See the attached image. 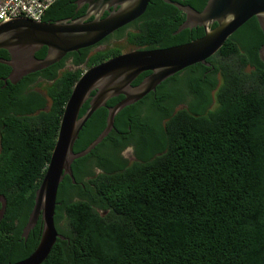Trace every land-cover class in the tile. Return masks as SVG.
<instances>
[{
	"label": "trees",
	"instance_id": "16d2710c",
	"mask_svg": "<svg viewBox=\"0 0 264 264\" xmlns=\"http://www.w3.org/2000/svg\"><path fill=\"white\" fill-rule=\"evenodd\" d=\"M75 1L59 0L42 22L68 18ZM161 10L169 16L173 12L163 4ZM151 16L143 18V34L157 33L167 22ZM263 45L264 34L253 18L211 61L221 81L189 85L195 96L187 108L175 112L177 102L156 119L118 117V132L74 162L77 184L66 177L60 185L55 221L66 240L56 242L44 264H264ZM114 52L98 54L90 65ZM0 58L8 59V53L0 51ZM57 68L49 79L57 77ZM8 72L0 64V76ZM81 74H66L48 85L46 94L17 92L24 83L2 91L0 83V195L8 202L0 227V264L27 258L40 240L39 221L25 253H10L16 240L9 232L18 234L33 209L66 103ZM106 119L101 110L93 115L75 153L97 139ZM128 146L135 149L133 163L121 156ZM98 210L108 213L102 216Z\"/></svg>",
	"mask_w": 264,
	"mask_h": 264
},
{
	"label": "water",
	"instance_id": "95a60500",
	"mask_svg": "<svg viewBox=\"0 0 264 264\" xmlns=\"http://www.w3.org/2000/svg\"><path fill=\"white\" fill-rule=\"evenodd\" d=\"M151 0H80L95 15L76 20L66 19L54 23H36L27 19L12 20L0 25V51H6L8 60L0 59V64L12 71L9 76L12 85L24 77L40 72L60 62L67 54L92 48L107 37L144 15ZM165 3L172 4L169 0ZM178 7L177 4H173ZM116 9L106 18L105 11ZM186 22L180 30L193 26L205 28L202 38L189 44L149 52H133L118 56L90 68L75 83L66 103L60 122L56 145L45 175L35 193V202L24 228L25 238L42 223V233L35 251L26 259L11 264H44L58 240L65 241L56 227V208L59 187L66 177L74 185L76 181L72 166L94 151L115 128L116 115L139 100L167 78L182 70L204 64L215 56L226 42L248 21L256 18L264 34V0H208L202 12L183 8ZM99 14V15H98ZM212 24L217 27L210 29ZM43 48L48 56L38 60L35 55ZM259 58L264 64V45L259 50ZM152 71L153 75L137 88L132 82L142 73ZM95 95L92 97V93ZM119 95L125 99L109 110L106 126L101 134L85 150L75 153L74 146L87 122L106 103ZM89 108L80 117L83 106L89 101ZM7 199L0 195V222L7 212Z\"/></svg>",
	"mask_w": 264,
	"mask_h": 264
},
{
	"label": "flooded vegetation",
	"instance_id": "af4514ba",
	"mask_svg": "<svg viewBox=\"0 0 264 264\" xmlns=\"http://www.w3.org/2000/svg\"><path fill=\"white\" fill-rule=\"evenodd\" d=\"M79 1L80 0L75 1L74 3L75 9L73 13L71 16H69L66 19L76 20V19H80V18L82 19L88 17L87 21L94 20L95 15H90L92 11L91 10L89 11V7L82 3L78 4ZM169 1L172 4L165 3L164 0H151L144 15L139 19L135 20L134 22L123 27L122 32H120L121 30L120 29L114 34L107 37L104 41H102L100 44L96 45L95 47L82 49L78 52L69 53L57 64H54L51 67L42 70L40 72L30 74L24 77L15 85L17 86L21 83H24V86L21 87L17 92L19 93L21 92L24 95H27L28 93L35 91L36 88L37 89L43 88L45 87V85L50 86L53 83H59L60 80L66 74L76 75L82 71V74L74 82L77 83L78 80L82 77V75L85 72H87L90 68L97 66L103 62H106L110 59L116 58L118 56L130 54L133 52H149V51L175 48L189 44L195 40L202 38L205 34V28L202 26H193L188 29L180 30L187 20L186 14L183 12V8H191L197 12H202L208 3V0H169ZM162 4L169 7L170 8L169 11H173L170 16L167 15L166 11L161 10ZM173 4H177L178 7H176ZM115 10L116 9L105 11L101 18H106L107 16H109V14H111ZM148 13H150V15L152 14L151 17L154 19L155 18L167 19V22H165L163 28L160 29L159 32L157 33L153 32L147 34L142 33L143 24L145 21L143 18L146 15H148ZM160 14H162L163 16L157 17ZM216 27H217L216 24H212L209 28L214 29ZM112 50H116V52H114L110 57H108L107 59H105L100 63L90 65L98 54L110 52ZM48 53H49L48 49L43 48L42 50L36 53L35 57L38 60H43L48 56ZM8 59H9V55H8ZM8 59H4V60H8ZM212 60H214V56L208 60V63H210L209 67L204 66V64H196L182 70L181 72L175 74L174 76L167 78L166 80L161 82V84L157 86L154 91H150L141 100L131 105L134 106L132 109L127 110V108H124L123 110H121L116 115L115 120L120 116L122 117L124 116L125 118L130 117L132 120L156 119L158 117L166 116L169 110L165 108L170 104L179 102L180 105L178 107H182V106L185 107L187 104L192 102L195 96L193 94V88L189 86L191 83H204V80L207 82L210 81V79L213 80L214 78L218 79L219 82L221 81L220 74L215 71L216 69L215 64L211 63ZM56 66L58 67L57 77L53 79H49V77L53 75ZM204 67L208 69V71H206L205 73H204ZM11 71L12 70L9 68V72L5 76H0V83H2L1 86L2 91H7V90L10 91L9 86L12 84L10 82L9 76L11 74ZM152 75H153L152 71H147L140 74L132 82L131 84L132 88H137L142 83H147V80ZM211 93L213 96L215 95L214 91ZM94 95L95 92L92 93V97ZM124 99H125L124 95H119L117 97H114L106 103L105 107L100 108L98 111L100 110L104 111L108 116L109 110L117 106ZM90 101L91 99L83 106V108L87 106L86 111L89 108ZM50 106L51 103L48 102L45 107V110L49 111ZM175 112L177 111L175 110ZM114 131L115 133L118 132V130L115 128ZM139 136H140V131L139 130L135 131L134 137L138 138ZM133 148H134L133 146H128L127 148H125L124 150H122L121 156L124 157L125 152L126 151L128 152L129 149H133ZM134 161L130 163H133ZM96 162L97 159L94 158L91 164L94 167H96L95 165ZM97 171L99 173L101 172L99 169H94V173L96 175H98ZM6 214L3 220L0 222V227L3 226V222L6 218ZM29 215L27 217L28 219H29ZM28 219H26L25 224L20 229V231H18V234L17 232L14 231L9 232L8 236L16 240L15 243H13V245L10 247V253L12 255L18 256L25 253V251L28 249L29 239L35 236L36 227L34 228V230L30 232V234L26 238L24 236V228L27 225ZM39 221L41 222V219ZM56 227H57V223H56ZM3 233L4 232L0 230L1 236H4ZM17 256L14 257L17 258Z\"/></svg>",
	"mask_w": 264,
	"mask_h": 264
},
{
	"label": "built area",
	"instance_id": "2783aa9c",
	"mask_svg": "<svg viewBox=\"0 0 264 264\" xmlns=\"http://www.w3.org/2000/svg\"><path fill=\"white\" fill-rule=\"evenodd\" d=\"M59 0H0V25L12 20L42 22L46 12Z\"/></svg>",
	"mask_w": 264,
	"mask_h": 264
},
{
	"label": "rangeland",
	"instance_id": "374dc122",
	"mask_svg": "<svg viewBox=\"0 0 264 264\" xmlns=\"http://www.w3.org/2000/svg\"><path fill=\"white\" fill-rule=\"evenodd\" d=\"M47 87V85H45V87H43V89L42 88H36L35 89V91H37V92H40V93H42V94H46V91H45V88ZM215 104H216V102L214 103V107H215ZM185 108H187V105L184 107V106H182V107H177L175 110L176 111H179V110H182V109H185ZM165 123H166V120L165 121H163L162 122V126L164 127L165 126ZM107 150L106 149H104V151L102 152V153H104V152H106ZM133 151H134V153H133ZM126 161H128L129 163L130 162H132V161H134V160H136V154H135V149L133 148V149H129V151L127 152H125V154H124V157H123ZM97 173H98V175L101 173H99L98 171H97ZM100 213H101V215L102 216H105L108 212H104V211H102V210H98ZM66 223L65 222H63V223H61L60 224V227H61V229H63V230H65L66 229Z\"/></svg>",
	"mask_w": 264,
	"mask_h": 264
}]
</instances>
